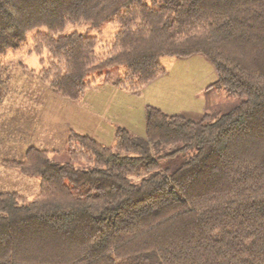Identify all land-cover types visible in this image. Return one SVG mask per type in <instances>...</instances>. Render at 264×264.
I'll return each mask as SVG.
<instances>
[{
	"label": "trees",
	"instance_id": "trees-1",
	"mask_svg": "<svg viewBox=\"0 0 264 264\" xmlns=\"http://www.w3.org/2000/svg\"><path fill=\"white\" fill-rule=\"evenodd\" d=\"M34 30L37 75L68 100L115 66L140 92L162 56L192 54L241 100L200 117L148 105L146 136L118 126L112 144L71 128L67 162L35 144L8 155L40 185L0 190V264H264V0H0V104L2 57Z\"/></svg>",
	"mask_w": 264,
	"mask_h": 264
},
{
	"label": "rangeland",
	"instance_id": "rangeland-1",
	"mask_svg": "<svg viewBox=\"0 0 264 264\" xmlns=\"http://www.w3.org/2000/svg\"><path fill=\"white\" fill-rule=\"evenodd\" d=\"M117 28V25L108 24L103 32L109 35ZM73 29L96 33L86 31L83 24L69 28ZM37 30L29 34L28 42L21 48L2 57L6 66L3 72L6 86L0 104V133L7 138L6 145L28 136L29 140H35L31 144L37 142L35 145L48 149L55 160L67 162L70 156L66 138L71 128L112 144L118 126L146 136L148 105L158 106L170 114L200 117L207 112L225 110L241 100L211 86L218 77L217 69L202 54L162 56L160 61L166 72L140 92L128 91L112 83L125 70L124 66H115L111 68L108 81L89 88L78 100H68L43 84L37 75L41 66L31 45ZM23 147L18 144L14 153L8 151L7 146L0 150V190H17L32 197L39 190L40 177L27 176L3 161L16 153L15 156L22 159Z\"/></svg>",
	"mask_w": 264,
	"mask_h": 264
},
{
	"label": "crops",
	"instance_id": "crops-1",
	"mask_svg": "<svg viewBox=\"0 0 264 264\" xmlns=\"http://www.w3.org/2000/svg\"><path fill=\"white\" fill-rule=\"evenodd\" d=\"M59 105H60V103H59ZM57 119L59 120L58 117H57ZM33 141H35V140H31V139L29 140L28 136H25V138L19 137V139H17L14 143H12L11 145H6V146H8V149H12V146H16L17 144H23V146H24L23 148H26L27 145L33 143Z\"/></svg>",
	"mask_w": 264,
	"mask_h": 264
}]
</instances>
